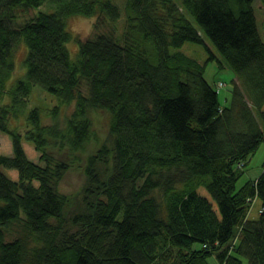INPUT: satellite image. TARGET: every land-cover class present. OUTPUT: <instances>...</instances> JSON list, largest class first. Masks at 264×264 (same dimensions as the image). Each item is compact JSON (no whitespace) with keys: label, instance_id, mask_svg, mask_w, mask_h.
Instances as JSON below:
<instances>
[{"label":"trees","instance_id":"1","mask_svg":"<svg viewBox=\"0 0 264 264\" xmlns=\"http://www.w3.org/2000/svg\"><path fill=\"white\" fill-rule=\"evenodd\" d=\"M71 16L93 17L92 33L73 32ZM121 16L114 0H0V131L12 146L0 153V264H209L210 256L264 264V173L249 181L262 211L248 220L235 167L264 141V39L253 0H125ZM159 37L168 43L161 53L149 47ZM204 38L219 53L204 62L171 48ZM214 59L250 101L234 84L221 103L203 76ZM35 85L47 96L39 99L57 100L43 116L27 108ZM93 113L106 119L104 137ZM21 114L23 133L10 124ZM76 168L79 190L61 192Z\"/></svg>","mask_w":264,"mask_h":264},{"label":"rangeland","instance_id":"2","mask_svg":"<svg viewBox=\"0 0 264 264\" xmlns=\"http://www.w3.org/2000/svg\"><path fill=\"white\" fill-rule=\"evenodd\" d=\"M253 7H254L256 17H257L260 33L264 37V8L261 5L260 0H253ZM34 12L35 11L31 9L25 14V16L29 17L31 15H34L35 14ZM93 20H94L93 17L71 16L68 19V24L72 30L78 32L81 37H84L85 35L88 36L92 33L91 22ZM204 41L205 43L186 41L178 48H175V47H172V48L173 50L180 49L184 51L185 53L194 56L200 62L206 61L207 56H210L211 53H214L215 55L218 56L219 53L217 49L215 48V46L207 38H204ZM71 44L72 45L69 46V47H72L70 53L72 56H74L75 51L77 49V42L74 41ZM23 54H24V49L23 47H20L17 50V53H16L17 58L15 60V63H16V66H18V69L21 68L20 65H18L19 64L18 61L21 59ZM204 77L211 84H216L215 82H217L218 79H221L226 83L225 86L218 88V92H219V99L221 103L227 102V100H229V97H230L232 79L234 78L233 71L227 65H224V67L220 69L217 65L216 59L208 60L205 66ZM13 79H14V76L10 78L9 83L12 82ZM36 89H39V90H36ZM40 89L41 88L39 86L35 85L33 90H36V91L33 93V96H32L33 98L29 97L27 108L32 107V106H39L41 108V113L43 116L49 112V110L52 108V106L55 103H57V100L50 102V103H46L45 101L39 99L40 97H43V98L47 97L45 93L40 91ZM48 94L50 95V93ZM7 100H8V96H4L3 102ZM47 101H49V98ZM71 109H72V105L67 106L66 112L69 113ZM92 117L94 121V129L97 131L100 137H104L106 135V119L104 118L102 113H98L96 115H94L93 113ZM46 121L51 122L50 117H46ZM10 124L12 126H16L23 133L24 129L26 128L25 114H21V116L18 119L12 118ZM22 144H23V147L25 149L27 156L34 161L38 160L39 152L34 148L33 143L29 140H26L24 137H22ZM92 145L93 144L91 143L90 146ZM11 150H12V146H11V139L9 137V134L3 131H0V153L10 154ZM52 154L58 159L67 157L66 154H63L56 149H52ZM5 170H7V172H9V174L13 178L16 177L15 170H10V169L9 170L5 169ZM263 170H264V141L260 144L258 149L250 156L248 164L243 168V173L237 181V187L243 184L245 180L256 177ZM83 180H84V174L81 171V169L76 168V169L68 170L59 183V189L61 192L70 195L71 193H74L79 190L81 184L83 183ZM198 190L202 192V194L206 196H210L206 188L199 187ZM260 205H261V201L257 197L250 206V209L248 212L250 217L257 218L258 209ZM241 259H242V264H250L246 258L241 257ZM209 262L210 264H214V263L217 264L214 257H210Z\"/></svg>","mask_w":264,"mask_h":264},{"label":"bare ground","instance_id":"3","mask_svg":"<svg viewBox=\"0 0 264 264\" xmlns=\"http://www.w3.org/2000/svg\"><path fill=\"white\" fill-rule=\"evenodd\" d=\"M118 5H119V7H120V12H121V17L119 18V20H118V23L122 20V18H123V15H124V3H125V0L123 1H121V0H114ZM255 12V11H254ZM186 13V12H185ZM256 15V14H255ZM191 18V17H190ZM257 18V17H256ZM95 20V19H94ZM191 20H192V18H191ZM193 23V22H192ZM257 24H258V21H257ZM194 25L196 26V28H198L197 27V24L196 23H194ZM258 29H259V26H258ZM73 32H76V31H74V30H72ZM259 31H260V29H259ZM78 33V32H77ZM261 34V33H260ZM80 35V34H79ZM262 36V35H261ZM262 39H264V37L262 36ZM72 42H74V40H71V41H69L68 43H67V46L69 47L70 45H72L71 43ZM186 42V41H185ZM167 46H168V43H166V42H164L163 40H161V38L159 37L156 41H153V39L151 38V39H149V47H152L151 49H155V51L157 52V53H161V52H164L165 51V48H167ZM70 48L71 47H69V50H70ZM172 48V47H171ZM145 49H147V48H145ZM184 52V51H183ZM190 55V54H189ZM205 66H206V64H205ZM204 71H205V68H204V70H203V76H204ZM205 78V77H204ZM207 80V79H206ZM208 81V80H207ZM209 82V81H208ZM210 83V82H209ZM216 84H211L210 83V86H212V85H214V86H212V88L215 90V91H217L218 92V88H221V87H223V86H225L226 85V83L223 81V80H221V79H218L217 80V82H215ZM234 84H238V86H237V88H238V90H239V93H241V98H242V100L243 101H245V102H248V101H250L249 100V91L247 90V89H245L244 87H243V85H242V83H241V81L239 82V79L237 78V76L236 75H234V78L232 79V85H231V90H232V88H233V85ZM231 90H230V93H231ZM218 94H219V92H218ZM230 98V97H229ZM228 101L229 100H227V102H224L223 104H226V103H228ZM259 118V117H258ZM262 143V142H261ZM260 146V145H259ZM255 152V151H254ZM253 152V153H254ZM253 153H251L249 156H248V158L246 159V161H238L237 163H236V165H235V167H236V169H238V171H241V173H240V175L238 176V178H237V181H238V179L241 177V175H242V173H243V168L248 164V161H249V158H250V156L253 154ZM262 173H264V170L263 171H261V173L259 174V175H257L256 177H254V178H249V179H247V180H245L244 182H243V184H241L239 187H237V183H236V187L238 188V189H240V188H242V187H245L244 188V190H245V197H244V200L246 201V202H248V208H247V212H246V216H245V219H248V220H255V219H257L258 218V216H259V214H260V212L262 211V205H260V207H259V209H258V216H257V218H252V217H250V215H249V209H250V206H251V204H252V202L258 197L259 199H260V197L254 192V191H251V188H250V183H249V181H251V182H255L257 179H258V177L262 174ZM201 187H203V186H201ZM205 188V187H204ZM199 191V190H198ZM208 191V190H207ZM200 192V191H199ZM201 194H202V192H200ZM204 195V194H203ZM206 196V195H205ZM210 200H212V198H211V196H207ZM260 201H261V199H260ZM212 202H214L213 200H212ZM215 203V202H214ZM240 229H241V226H238L237 227V232H236V235H235V237H234V239H233V242H236L237 240H238V234H239V231H240ZM205 244H202L201 242H199V241H195V242H193V244H192V247L193 248H201L202 246H204ZM210 257H213V256H210ZM210 257H208L207 258V260H208V262H209V258ZM215 259V258H214ZM216 260V259H215ZM217 262V261H216ZM209 264H210V262H209ZM215 264V263H214ZM217 264H218V262H217Z\"/></svg>","mask_w":264,"mask_h":264}]
</instances>
